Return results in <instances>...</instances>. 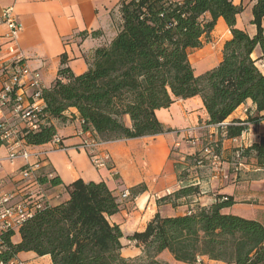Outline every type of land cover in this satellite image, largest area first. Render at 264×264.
I'll list each match as a JSON object with an SVG mask.
<instances>
[{"label": "trees", "instance_id": "1", "mask_svg": "<svg viewBox=\"0 0 264 264\" xmlns=\"http://www.w3.org/2000/svg\"><path fill=\"white\" fill-rule=\"evenodd\" d=\"M242 10L232 0H120L121 23L115 37L95 49L81 74H74L61 54L56 78L42 88V123L36 131L23 130L22 139L27 145L48 143L56 135L52 120L65 121L69 108L77 110L80 127L103 142L171 131L155 111L196 95L208 114L206 124L223 122L246 99L262 110L264 75L250 54L259 45L264 55V0H255L251 9L253 36L236 26ZM219 17L231 33L222 60L195 75L189 51L202 47ZM226 129L228 136H236L244 126ZM247 151H254L257 162L264 165L263 140L239 155ZM39 181L61 182L54 176H40ZM66 189V201L42 209L20 226L18 242L11 240L12 231L0 235L1 261L14 259L20 251H33L50 255L52 264H167L158 258L167 250L174 260L187 264H201L202 257L227 264H264V226L222 212L234 203L231 196L217 195L214 203L196 205L182 215L156 212L143 230L127 236L141 253L124 257L123 233L108 220L120 204L106 183L78 178ZM144 190L140 184L131 193L135 196ZM198 192L197 186H182L156 202L174 205V200Z\"/></svg>", "mask_w": 264, "mask_h": 264}, {"label": "crops", "instance_id": "2", "mask_svg": "<svg viewBox=\"0 0 264 264\" xmlns=\"http://www.w3.org/2000/svg\"><path fill=\"white\" fill-rule=\"evenodd\" d=\"M120 0H0V15L7 6H12L21 30L16 40V51L22 55L31 69L40 72L43 87H49L57 76L60 56L66 55V64L74 74L87 70L96 48L107 45L117 34L121 23L118 12ZM242 5L243 10L236 17V26L249 36L256 33L252 20V6L255 0H232ZM206 18L209 15H205ZM264 36V16L262 17ZM5 27L0 26V34ZM81 33H85L82 36ZM212 39L209 42L208 39ZM208 38H203L201 48L192 49L195 53L212 44V54L206 52L191 63L194 74L199 75L213 68L222 60L223 45L231 38L230 30L222 17L217 18ZM9 54L0 49V58ZM258 70L264 75V55L256 45L250 54ZM65 121L53 119L52 123L65 150L49 151L40 157V172L59 177L60 183H43L51 205L68 199L66 186L80 178L85 182L104 181L120 204L119 211L108 216L111 223L119 225L123 237L120 239L124 257H135L141 253L134 241L125 247L123 240L135 231H141L156 212L161 216H176L187 213L196 205L207 206L215 202L217 195H228L234 203L222 212L235 214L259 221L258 214L264 217V165L257 162L254 151H247L239 157L236 152L250 147L253 143L264 142V108L260 111L250 99L240 104L223 122L224 127L206 126L208 114L199 96L177 99L169 107L157 109L155 115L169 132L126 138L104 142L101 149L108 152L110 160L104 167L96 168L85 150L73 145L80 140L78 112L67 109ZM259 116L257 120L252 118ZM130 124L127 116L123 117ZM243 125L239 135L228 136L226 127ZM183 134H178L179 130ZM188 130V132H186ZM226 131V135L223 131ZM91 133V132H90ZM92 134V133H91ZM188 138H190L188 140ZM31 150H44L49 143L27 145ZM212 153L219 155V169L195 165L189 155ZM173 150V151H172ZM8 149L0 145V187L10 191L17 187L22 159H7ZM33 160V159H32ZM140 184L145 190L136 194L131 188ZM197 186L199 192L178 198L172 205L157 199L169 195L182 186ZM128 190L129 196L121 198L120 192ZM263 224V223H262ZM264 226V225H263ZM13 242L20 240L18 231L11 237ZM167 264H187L174 260L167 251ZM204 264H227L202 257ZM14 264H52L50 255H37L33 251H20Z\"/></svg>", "mask_w": 264, "mask_h": 264}, {"label": "built area", "instance_id": "3", "mask_svg": "<svg viewBox=\"0 0 264 264\" xmlns=\"http://www.w3.org/2000/svg\"><path fill=\"white\" fill-rule=\"evenodd\" d=\"M0 26L5 27V32L0 34V49H5L9 54L6 58H0V139L8 149V160L22 159L24 161L19 169V185L10 191H5L0 187L1 235L8 231H18L24 222L51 205L44 184L39 181V177L44 176L48 179L52 175L40 172V157L49 151L65 150L68 146L63 144L58 135H55L48 142L49 148L31 150L22 139L23 130L36 131L42 123L40 119L44 104L42 78L40 72L31 69L22 55L16 51V40L22 26L12 6H7L2 10ZM211 125L206 124V126ZM214 125L224 127V122ZM223 134L226 135L225 130ZM77 136L80 140L73 145V148L85 150L96 168L108 164L110 156L108 152L101 149L103 141L81 127ZM206 152L201 155L193 154L192 161L195 165H206L219 169L221 163L219 155L212 153V148ZM236 156H240L238 151ZM128 196V190L120 192L121 198ZM0 264H14V262L13 259L8 262L0 260Z\"/></svg>", "mask_w": 264, "mask_h": 264}, {"label": "rangeland", "instance_id": "4", "mask_svg": "<svg viewBox=\"0 0 264 264\" xmlns=\"http://www.w3.org/2000/svg\"><path fill=\"white\" fill-rule=\"evenodd\" d=\"M206 40H208L209 42H212V39H210V37L208 39H206ZM193 52H194L193 50H190L189 51L188 57H189L190 63H195L196 62V59L198 58V56H204L206 54V52H209V53L212 54V44H210L205 49H203L202 51H199V52H197L195 54ZM183 131H184L183 129L182 130H179L178 134H183ZM189 139L190 138H188V140ZM174 202L176 203V201H174ZM257 218H259V220H261V222L264 225V217H262L260 213L258 214V217ZM123 243H124V246L125 247H129V246L132 245L130 242H128L127 238L125 240H123ZM165 255H166V252H163V254H161V256H160L159 259L162 260V261H164L165 260ZM201 264H204V263H201Z\"/></svg>", "mask_w": 264, "mask_h": 264}]
</instances>
